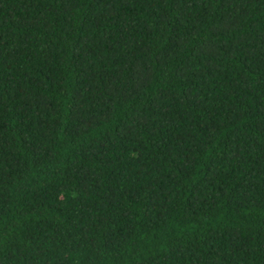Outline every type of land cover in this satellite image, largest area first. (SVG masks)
I'll list each match as a JSON object with an SVG mask.
<instances>
[{"label": "trees", "instance_id": "trees-1", "mask_svg": "<svg viewBox=\"0 0 264 264\" xmlns=\"http://www.w3.org/2000/svg\"><path fill=\"white\" fill-rule=\"evenodd\" d=\"M0 264H264V0H0Z\"/></svg>", "mask_w": 264, "mask_h": 264}]
</instances>
